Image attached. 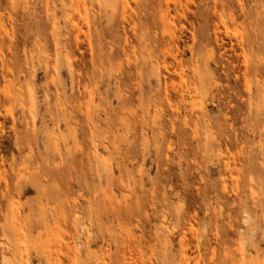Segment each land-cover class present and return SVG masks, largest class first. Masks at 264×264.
<instances>
[{"label": "rangeland", "instance_id": "rangeland-1", "mask_svg": "<svg viewBox=\"0 0 264 264\" xmlns=\"http://www.w3.org/2000/svg\"><path fill=\"white\" fill-rule=\"evenodd\" d=\"M10 258L264 264V0H0Z\"/></svg>", "mask_w": 264, "mask_h": 264}, {"label": "bare ground", "instance_id": "bare-ground-1", "mask_svg": "<svg viewBox=\"0 0 264 264\" xmlns=\"http://www.w3.org/2000/svg\"><path fill=\"white\" fill-rule=\"evenodd\" d=\"M69 68H70V67H69ZM70 73H71V72H70ZM71 76H72V74H71ZM71 78H72V77H71ZM73 134H74V133H73ZM209 138H210V136H209ZM209 138H208V139H209ZM206 139H207V138H206ZM206 141H207V140H206ZM208 141H209V140H208ZM206 144H207V143H206ZM56 147H57V144H56ZM56 147H55V148H56ZM57 149H58V147H57ZM57 149H56V150H57ZM108 150H109V149H108ZM28 157H29V156H28ZM134 186H135V185H134ZM77 216H78V215H77ZM80 217H81V215H80ZM78 218H79V216H78ZM77 224H78V223H77ZM162 225H163V224H162ZM163 226H164V225H163ZM83 227H84V226H83ZM83 227H82V228H83ZM87 228H88V227H87ZM87 231H88V230H87ZM169 231H170V230H169ZM169 234H171V233H169ZM89 236H90V235H89ZM4 245H5V244H4ZM78 245H80V244H78ZM80 248H81V247H79V251H80ZM9 249H10V248H9ZM83 251H84V250H83ZM4 256H5V255H4ZM7 258L9 259V256H7ZM8 259H7L6 261H4L5 264H12V263L14 264V262L12 261V258H10V260H8Z\"/></svg>", "mask_w": 264, "mask_h": 264}]
</instances>
